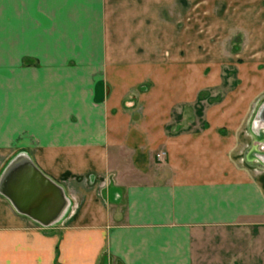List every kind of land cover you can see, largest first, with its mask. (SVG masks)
<instances>
[{
	"label": "crops",
	"instance_id": "0c3cea01",
	"mask_svg": "<svg viewBox=\"0 0 264 264\" xmlns=\"http://www.w3.org/2000/svg\"><path fill=\"white\" fill-rule=\"evenodd\" d=\"M197 38L183 0H0V264H264L251 93L176 121Z\"/></svg>",
	"mask_w": 264,
	"mask_h": 264
},
{
	"label": "rangeland",
	"instance_id": "374dc122",
	"mask_svg": "<svg viewBox=\"0 0 264 264\" xmlns=\"http://www.w3.org/2000/svg\"><path fill=\"white\" fill-rule=\"evenodd\" d=\"M183 8L185 37H198L201 61L195 63L193 79L189 76L184 83L196 92V100L178 102L176 121L202 124L207 108L221 106L225 98L229 104L232 97L245 93L252 95L243 102L247 119L255 115L264 100V0H183ZM31 59L23 57L24 68L40 66ZM183 70L187 77L189 69ZM261 88L263 95L255 98Z\"/></svg>",
	"mask_w": 264,
	"mask_h": 264
},
{
	"label": "water",
	"instance_id": "95a60500",
	"mask_svg": "<svg viewBox=\"0 0 264 264\" xmlns=\"http://www.w3.org/2000/svg\"><path fill=\"white\" fill-rule=\"evenodd\" d=\"M255 116V120L257 119L260 123L264 124V100L261 102L259 110L256 111ZM10 162L8 163L7 167L9 166Z\"/></svg>",
	"mask_w": 264,
	"mask_h": 264
},
{
	"label": "built area",
	"instance_id": "2783aa9c",
	"mask_svg": "<svg viewBox=\"0 0 264 264\" xmlns=\"http://www.w3.org/2000/svg\"><path fill=\"white\" fill-rule=\"evenodd\" d=\"M158 155V154H157Z\"/></svg>",
	"mask_w": 264,
	"mask_h": 264
}]
</instances>
